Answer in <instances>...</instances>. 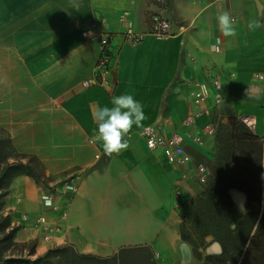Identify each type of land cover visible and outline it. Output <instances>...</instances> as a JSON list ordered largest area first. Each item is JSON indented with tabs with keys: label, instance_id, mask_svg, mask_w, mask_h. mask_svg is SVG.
I'll return each instance as SVG.
<instances>
[{
	"label": "crops",
	"instance_id": "1",
	"mask_svg": "<svg viewBox=\"0 0 264 264\" xmlns=\"http://www.w3.org/2000/svg\"><path fill=\"white\" fill-rule=\"evenodd\" d=\"M223 12L236 21L233 35L219 26ZM154 14L170 23L169 37L149 32ZM93 20L110 35L111 69L107 85L85 89L99 46L81 31ZM127 28L141 37L137 45L124 38ZM255 74L264 75V0H0V131L47 180V188L26 175L10 182L1 214L15 228L14 243L33 248L31 260L64 246L102 258L148 246L159 264H201L180 236L179 209L205 185L193 181L188 165L149 150L139 132L154 126L178 136L191 163L207 167L216 132L203 127L215 117L216 126L228 113L251 117L250 130L264 142V80ZM213 77L225 103L212 107L209 86L208 113L184 124L200 111L188 83ZM124 94L142 104L145 119L128 133L129 147L109 157L94 139L92 112ZM73 175L78 188L68 195L62 182ZM44 191L52 192L54 208L43 205ZM227 194L245 215V194ZM216 244L205 254H217Z\"/></svg>",
	"mask_w": 264,
	"mask_h": 264
},
{
	"label": "trees",
	"instance_id": "2",
	"mask_svg": "<svg viewBox=\"0 0 264 264\" xmlns=\"http://www.w3.org/2000/svg\"><path fill=\"white\" fill-rule=\"evenodd\" d=\"M227 119L231 133L220 147L222 167L215 177V188L208 186L194 200L183 204L182 211L192 219L191 227L186 228L191 233L211 234L220 244L223 254L231 250L235 261L241 257L240 264H264V142L254 134L238 129L239 119L232 113H228ZM219 128L220 124L216 134ZM9 148V139H0V264H159L148 246L121 248L104 258L79 254L69 246L51 249L34 260L29 258L33 248L25 245H19L24 251L12 252L10 248L17 246L13 241L15 228H11L8 217L1 214L8 186L21 175L33 178L45 188L47 180L33 157L26 162L7 161ZM228 189L245 194V215L233 208ZM249 214L255 220L244 233L240 229L245 227L241 225L234 240L222 234L223 228L218 225L220 222L230 224ZM180 236L187 241L181 231ZM189 243L193 246V243ZM7 251L9 253L5 255Z\"/></svg>",
	"mask_w": 264,
	"mask_h": 264
},
{
	"label": "built area",
	"instance_id": "3",
	"mask_svg": "<svg viewBox=\"0 0 264 264\" xmlns=\"http://www.w3.org/2000/svg\"><path fill=\"white\" fill-rule=\"evenodd\" d=\"M151 22L149 27V32L157 37H169L171 35L170 23L164 19L159 14H154L151 16ZM81 36L85 40H97L99 46V53L96 56L92 75L83 80L81 85L83 88L87 89L93 86H105L108 83V77L111 69V54L108 49L109 38L106 32H104L100 28V23L96 20L91 21L87 27H85L81 31ZM123 36L126 40H128L131 45L135 46L141 41V37L134 33L131 28H127L123 32ZM254 78L257 80H264V75L255 74ZM191 86L189 91V97L193 105L200 107V111L196 113L189 114L184 119V124H191L198 115L202 113H208V109L203 107L205 102L210 97L209 86L213 89L212 94V107L218 108L223 103H225L226 99L222 92V84L218 77H213L209 80L208 83L200 82V81H191L188 83ZM218 118L215 117L206 125H204L203 129L209 135H214L216 132V122ZM241 120L251 129L250 125H248L243 117ZM140 136L143 138L146 147L149 150H162L165 159L170 164H178V165H188V171L193 179L199 185H205L208 180V170L202 164H192L190 156L185 152L181 145V139L172 135L171 137H165L157 127L147 126L140 130ZM194 142L197 144H201L202 141L199 137H195ZM79 176L73 175L62 182V188L65 193L68 195L73 194L78 188ZM43 205L49 208H54L53 203V195L51 191H44L41 194ZM62 214H65L63 212ZM41 220V219H38ZM47 240V237L44 238Z\"/></svg>",
	"mask_w": 264,
	"mask_h": 264
},
{
	"label": "rangeland",
	"instance_id": "4",
	"mask_svg": "<svg viewBox=\"0 0 264 264\" xmlns=\"http://www.w3.org/2000/svg\"><path fill=\"white\" fill-rule=\"evenodd\" d=\"M239 124H240V127H238V129L243 130V131L245 130L253 134V132L249 129V127L241 119H239ZM230 133H231V130H230L228 121L227 123L220 124V128L217 134L215 135V141L217 144L216 145L217 147L216 157L208 165L209 167L205 166L208 170V180L205 184V189L208 186L215 188V183H216L215 177L222 167V162L220 160L221 155H222L220 152V147L222 146V141L228 140ZM7 138H8L7 133L5 131H0V139H7ZM29 157L31 156H26L23 154L16 153L11 148V146L9 150H7V161L9 162H15L18 160L26 162L29 159ZM0 158H1V154H0ZM181 207L179 209V215L181 216L183 221H181L179 231L183 233L185 239L188 241V244L190 245L192 249L193 255L195 256V258L200 260L201 264H240L241 257L239 258L238 261H235V255L234 253L231 252V250H228L225 254H223L220 244L217 241H215V239L213 238L211 234H207V235L203 233L197 234L196 231H192L193 233L192 234L189 230H187L188 228L186 227H189V228L191 227L192 219L188 215H185L184 211H182L184 208H181ZM254 220L255 219L252 216V214H249V216H244L242 219H239L237 222H232L230 224H228V222H220L218 225L221 226V228H223L222 234L224 236L229 237L230 240H234L239 230L238 227L241 225L244 226L245 228L240 229L244 233L246 231V228H248L249 226L253 224ZM189 242L193 243L194 247ZM211 242L217 243L216 247L219 252L217 254L207 255L204 252V248L207 246V244ZM201 243H203V245H201ZM16 245H17L16 247L10 248L12 252L18 253L19 251L25 250V249H22L21 246H19L20 244H16ZM8 253H9L8 251L5 252V255H8Z\"/></svg>",
	"mask_w": 264,
	"mask_h": 264
},
{
	"label": "clouds",
	"instance_id": "5",
	"mask_svg": "<svg viewBox=\"0 0 264 264\" xmlns=\"http://www.w3.org/2000/svg\"><path fill=\"white\" fill-rule=\"evenodd\" d=\"M217 19L225 34H234L236 21L228 12L219 14ZM111 103L112 107H98L92 112L97 124L94 139L102 144L104 153L109 157L129 147L126 139L128 133L133 125L139 127L145 119L142 104L132 95L114 96Z\"/></svg>",
	"mask_w": 264,
	"mask_h": 264
},
{
	"label": "bare ground",
	"instance_id": "6",
	"mask_svg": "<svg viewBox=\"0 0 264 264\" xmlns=\"http://www.w3.org/2000/svg\"><path fill=\"white\" fill-rule=\"evenodd\" d=\"M243 120L252 127L254 125V120L251 117H244Z\"/></svg>",
	"mask_w": 264,
	"mask_h": 264
}]
</instances>
